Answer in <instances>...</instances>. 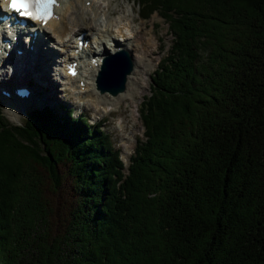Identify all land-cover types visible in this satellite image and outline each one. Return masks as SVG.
I'll list each match as a JSON object with an SVG mask.
<instances>
[{
  "label": "trees",
  "instance_id": "16d2710c",
  "mask_svg": "<svg viewBox=\"0 0 264 264\" xmlns=\"http://www.w3.org/2000/svg\"><path fill=\"white\" fill-rule=\"evenodd\" d=\"M134 1L172 38L127 172L61 103L0 109V264H264V0Z\"/></svg>",
  "mask_w": 264,
  "mask_h": 264
},
{
  "label": "bare ground",
  "instance_id": "6f19581e",
  "mask_svg": "<svg viewBox=\"0 0 264 264\" xmlns=\"http://www.w3.org/2000/svg\"><path fill=\"white\" fill-rule=\"evenodd\" d=\"M87 1H89V5H86ZM112 1L62 0L60 6L55 8L58 18H50L43 26L39 23L34 24L37 33L34 36L30 50L25 46L29 39L24 36L22 56H14V58H20L21 61L13 67V73L18 74L19 71L32 72L34 74L32 75L36 80H39L43 89H46L43 86L49 88V97L54 94L55 85H65L69 87L72 95L77 97V106L85 107L89 105L94 112L98 114L100 112L102 115L105 114L104 112L109 114L110 111L115 110L120 104L126 105L133 102L134 107H131L132 109L130 110L131 119L122 118L121 120L120 116H118L117 122H119L116 127L124 131V128L131 121L130 126L134 134L136 129H134L132 123L137 120L135 114L138 106L137 100L145 89L147 71L150 67L149 65H152V59H150L149 55L157 47V42L151 32L152 28L144 24V21L141 22L143 25L136 24L135 15L132 12L127 15H118L117 18L113 17L118 8L111 6ZM87 30H92V35L87 38L89 42L101 43L103 46L102 50L97 52L91 45L89 49L81 51L78 54L79 56H75L72 50L77 45L76 41L79 39L77 35ZM149 32L151 35L146 37ZM7 35L12 39V33H7ZM48 39L51 42L47 44L46 40L48 41ZM83 39L85 38L83 37ZM46 44L47 46H43ZM97 45L100 46L99 44ZM118 49L128 51L127 53L132 59L130 73L125 78V89L115 93V95L104 91L100 93L92 82V77L96 75L98 67L89 64L90 59L95 58L99 62L103 52L112 53ZM67 50L69 52L66 54ZM58 54L60 56L63 54V57H66L68 62L78 61V75L76 74L73 78L66 75L64 68L59 66ZM6 73L11 72L6 67L0 69V83H4L5 79L8 81V78L12 81L11 76L14 74L7 76V78L5 76ZM79 80L83 81V88L77 84ZM53 81L55 85H53ZM46 95L44 93V96ZM29 103H24L20 109L15 108L9 102H6V105L12 114L18 115L19 110L27 111ZM131 128L128 130H132ZM133 134H122L124 147L129 148L132 146Z\"/></svg>",
  "mask_w": 264,
  "mask_h": 264
},
{
  "label": "rangeland",
  "instance_id": "374dc122",
  "mask_svg": "<svg viewBox=\"0 0 264 264\" xmlns=\"http://www.w3.org/2000/svg\"><path fill=\"white\" fill-rule=\"evenodd\" d=\"M111 6L112 7H117L118 10L115 12V14L113 15V17L117 18L118 15H124V14H129V12L133 13L135 15V19H136V24H142L141 22L144 21V24H146L148 27L152 28V34L154 35L156 42H157V47L154 49V51H152V53L149 55L150 59H152V65H149L150 67L148 68V74L146 75V85H145V89L143 90V93L141 96H139L137 102H138V106H137V110L135 112L137 120L136 122L132 123L134 126V134H133V129L131 128V121L130 123H128V126L124 128V131H121L120 129H118L116 127V124L119 122H117V118L118 116H120L121 120L122 118H126V119H131L130 116V110L132 109L131 107H134V103L130 102V104H120L119 106H117L115 108V110L111 111L109 114L105 115L106 112H104L105 116H103L104 118H102L101 121V127H103V130H105L106 132L109 133V138L110 141H112V144L114 146V148L116 147V149L119 150V156H121V159L123 160L124 166L126 167L127 163L129 162V155L132 154V149H134L135 146V138H139L142 139L143 138V128L141 125V119H140V115H138V108L141 107V101H143V97L144 95H148L150 93V79L151 76L153 75V71L155 69L156 66H158L159 63V58L162 56L166 55V52H168L169 50V45L171 44V38L172 35L168 32L167 30V23L163 20L162 17H159L156 13H152L148 18L146 19H142L140 17H138L137 15V10L138 5L135 3V1L133 0H113L111 2ZM87 16V15H86ZM154 22V23H153ZM135 24V25H136ZM92 30L88 31V37L89 35H92L91 33ZM151 33H147V36H150ZM21 44L23 46V42L21 40ZM128 52V51H127ZM5 76L7 77V74H5ZM8 78V77H7ZM31 79V77H29ZM53 79V78H52ZM6 80V79H5ZM8 80L10 81V79L8 78ZM8 81V82H9ZM37 83H38V91L40 92V94H44L46 93L47 95L45 96V99H47L48 101H51L53 104L52 106L54 108H57V104L61 105H67L68 107L72 108V112L74 113L75 116H78L80 113H82L85 116L89 117V123L93 124L95 123L98 119L101 118V113L99 112L96 113L93 111V108L89 105L85 106V107H80L77 106V97L72 95L69 87H66L65 85L63 86H56L54 81H53V85H55V91L54 94H52V97L48 96L49 93V88L43 86L46 89L42 88L41 83H39V80L37 79ZM7 82V81H6ZM126 85V84H125ZM64 89V90H63ZM56 93V94H55ZM6 104V102H5ZM7 109L3 106L2 110H4V113L6 115V118L8 119V121L10 123H21L23 122L24 117L27 116V114L31 113V110L34 109L33 106H29V108L27 109V111H24L22 113H19L18 115H14L10 112V110H8V106L6 105ZM92 108V109H91ZM98 122V121H97ZM132 129V130H128V129ZM123 133H129L130 135L133 134V144L131 147L126 148L124 147V145L122 144V134ZM131 136V137H132ZM125 170V169H124ZM125 172H127V170H125Z\"/></svg>",
  "mask_w": 264,
  "mask_h": 264
},
{
  "label": "water",
  "instance_id": "95a60500",
  "mask_svg": "<svg viewBox=\"0 0 264 264\" xmlns=\"http://www.w3.org/2000/svg\"><path fill=\"white\" fill-rule=\"evenodd\" d=\"M132 65L131 58L124 50L108 56L100 68L96 85L100 91H108L114 95L125 89L124 82Z\"/></svg>",
  "mask_w": 264,
  "mask_h": 264
},
{
  "label": "snow or ice",
  "instance_id": "6c2138e0",
  "mask_svg": "<svg viewBox=\"0 0 264 264\" xmlns=\"http://www.w3.org/2000/svg\"><path fill=\"white\" fill-rule=\"evenodd\" d=\"M54 0H9V6L21 17H31L37 20L51 18V5Z\"/></svg>",
  "mask_w": 264,
  "mask_h": 264
}]
</instances>
